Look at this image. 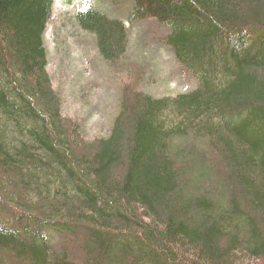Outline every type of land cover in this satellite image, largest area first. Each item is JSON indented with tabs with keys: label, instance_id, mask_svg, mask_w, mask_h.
<instances>
[{
	"label": "trees",
	"instance_id": "1",
	"mask_svg": "<svg viewBox=\"0 0 264 264\" xmlns=\"http://www.w3.org/2000/svg\"><path fill=\"white\" fill-rule=\"evenodd\" d=\"M56 0H0V264H264V0H133L200 85L124 86L112 133L65 115ZM106 59L128 21L77 12Z\"/></svg>",
	"mask_w": 264,
	"mask_h": 264
},
{
	"label": "rangeland",
	"instance_id": "2",
	"mask_svg": "<svg viewBox=\"0 0 264 264\" xmlns=\"http://www.w3.org/2000/svg\"><path fill=\"white\" fill-rule=\"evenodd\" d=\"M133 0H56L47 32L50 70L64 97V113L80 123L86 138L110 135L121 111L124 86L157 97L196 89L201 81L180 60L168 41L173 28L158 18L128 21ZM96 6L128 21L130 46L118 64L102 54L94 33L77 12Z\"/></svg>",
	"mask_w": 264,
	"mask_h": 264
}]
</instances>
